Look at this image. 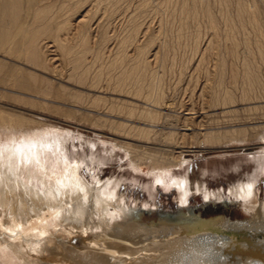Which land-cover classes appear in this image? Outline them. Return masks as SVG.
<instances>
[{
  "label": "rangeland",
  "instance_id": "374dc122",
  "mask_svg": "<svg viewBox=\"0 0 264 264\" xmlns=\"http://www.w3.org/2000/svg\"><path fill=\"white\" fill-rule=\"evenodd\" d=\"M47 2L55 17L36 19ZM16 9L13 20L0 15L13 23L11 38L0 41V119L8 118L0 121V143L55 133L65 140V156L57 157L72 174L80 165L76 176L95 188L107 184L129 218L140 211L148 224L187 208L239 225L264 214V0H20ZM156 83L153 103L147 96ZM22 121L41 131L18 132L12 123ZM12 127L18 131H5ZM216 127L241 129L244 141L199 152L211 147L204 133ZM141 128L153 130L154 146L166 140L187 150L170 172L188 179L186 202L178 185L157 181L162 170L114 140L146 142ZM251 181V201L231 193ZM3 225L0 264H16L6 246L26 233ZM252 226L264 232V220Z\"/></svg>",
  "mask_w": 264,
  "mask_h": 264
},
{
  "label": "bare ground",
  "instance_id": "6f19581e",
  "mask_svg": "<svg viewBox=\"0 0 264 264\" xmlns=\"http://www.w3.org/2000/svg\"><path fill=\"white\" fill-rule=\"evenodd\" d=\"M19 1L3 2L0 7L3 20L7 19L4 16H9L10 19L7 20L15 18ZM52 6L47 2L42 10H38L36 19L55 17L47 15L53 9ZM19 7L21 8V5ZM3 20L0 21V41L1 38L8 41L7 38H11L13 32L10 24L13 23H5ZM40 25L38 27H42ZM30 43L32 49L38 46L35 41ZM19 72L22 71L17 73ZM25 72L23 74L34 76ZM13 73L17 74L16 69ZM21 77L24 78V75ZM158 84L156 83L148 93L150 102L157 103L160 100ZM32 92L37 94L34 97L42 93L41 90L35 89ZM227 101H232V97L228 95ZM4 119L6 123L8 118ZM22 122L12 123L19 131L13 127L6 128L5 131L13 133L30 129L31 131L26 133L36 134L41 131L40 126L31 127ZM122 125L124 126L123 123ZM149 125L162 128L156 123ZM219 129L221 127L204 133V142L211 147L202 148L199 152L224 149L235 140L244 141L242 134L245 131L241 129L222 132ZM150 131L153 130L141 128V132L147 134L143 137L146 142H131L124 138L114 140L120 147L126 148L129 154L135 157L137 155V161L138 157L142 156L148 164L162 170L156 174L157 181L169 186L178 185L185 191L180 194L181 202L184 203L188 179L171 178L170 172L173 167L185 163L187 150L182 145L171 147L166 140H162L159 146H154L152 140L156 137L149 136ZM41 133L34 137H23L20 141L17 140L18 142L10 138L9 142L0 143V222L12 233H26L24 242L9 241L6 246L15 252L13 258L16 259V264H264V232H258L252 226L262 223L264 214L258 213L253 219L240 223L241 225L233 224L235 221L230 220V217L201 218L192 208L180 209L176 213H160L158 218L149 224L138 220L139 216H143L140 211L135 214L137 219L129 218L119 205V200L110 194L107 184L95 188L76 176L80 166L78 164H74L73 174L71 173L63 161V138L55 133ZM240 135L241 138H238ZM59 153L63 155L60 158L57 157ZM51 156H56L57 159V164L49 161L52 168L45 162H48ZM138 164L139 162L136 165ZM262 165L264 166L263 162ZM198 182L197 189L200 190L203 185L200 180ZM253 191L252 181L231 189L233 195L248 201H251ZM203 192L205 196L211 195ZM52 230L55 231L54 234ZM7 241L8 239H5L3 242Z\"/></svg>",
  "mask_w": 264,
  "mask_h": 264
}]
</instances>
